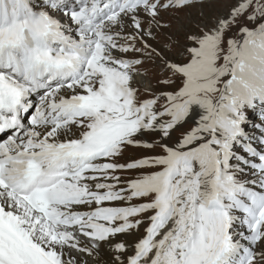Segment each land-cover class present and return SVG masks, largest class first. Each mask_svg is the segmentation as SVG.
Here are the masks:
<instances>
[{
    "label": "snow or ice",
    "instance_id": "obj_1",
    "mask_svg": "<svg viewBox=\"0 0 264 264\" xmlns=\"http://www.w3.org/2000/svg\"><path fill=\"white\" fill-rule=\"evenodd\" d=\"M0 264H264V0H0Z\"/></svg>",
    "mask_w": 264,
    "mask_h": 264
},
{
    "label": "rangeland",
    "instance_id": "obj_2",
    "mask_svg": "<svg viewBox=\"0 0 264 264\" xmlns=\"http://www.w3.org/2000/svg\"><path fill=\"white\" fill-rule=\"evenodd\" d=\"M161 39H163V37H161ZM144 83H147V81H145ZM152 86H153V88L158 87V86L156 85L155 79L152 80ZM136 154H137V153H136L135 150L129 149V151H128L125 155H126V156H134V155H136Z\"/></svg>",
    "mask_w": 264,
    "mask_h": 264
}]
</instances>
